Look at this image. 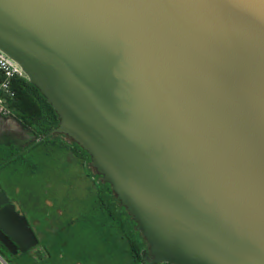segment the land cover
Instances as JSON below:
<instances>
[{"label":"water","instance_id":"1","mask_svg":"<svg viewBox=\"0 0 264 264\" xmlns=\"http://www.w3.org/2000/svg\"><path fill=\"white\" fill-rule=\"evenodd\" d=\"M0 50L92 155L148 264H264V0H0ZM0 240L38 245L15 203Z\"/></svg>","mask_w":264,"mask_h":264},{"label":"rangeland","instance_id":"2","mask_svg":"<svg viewBox=\"0 0 264 264\" xmlns=\"http://www.w3.org/2000/svg\"><path fill=\"white\" fill-rule=\"evenodd\" d=\"M34 139V133L15 117L0 115V183L38 237L37 248L17 261L135 264L128 240L135 241L142 253L144 241L131 222L122 224L126 217L118 214L119 207L95 164L83 163L71 153L67 145L74 144L64 137L40 143L12 159Z\"/></svg>","mask_w":264,"mask_h":264},{"label":"trees","instance_id":"3","mask_svg":"<svg viewBox=\"0 0 264 264\" xmlns=\"http://www.w3.org/2000/svg\"><path fill=\"white\" fill-rule=\"evenodd\" d=\"M1 79L2 76L0 74V80ZM13 88L16 92V98L11 103L12 114L9 116L15 117L24 129L31 130L35 135V139L34 142L28 147L13 155L12 159L19 157L25 151L40 143L46 142L48 140H54L58 137H64L69 139L72 145L74 144V146H70V144H68L69 141L67 143V147H69L68 149L71 151V153L74 155L77 154V156H79L78 158H81L80 160H82L83 163L89 164L90 166L93 164L92 155L74 138L67 134L53 133V131L60 125L61 117L53 104L35 84L31 83L30 80L26 81L15 79L13 80ZM99 175L101 181L108 185V191H110V193L113 195V198L119 207L118 214H122L124 217H126L123 219L122 224H126L125 220L131 222V224L134 225L131 226L133 230L137 231L144 241L145 247L144 252L142 253L135 241L129 238L128 241L133 252V261L135 264H148L152 259L148 240L142 234V231L138 229V222L134 219V216L118 199L116 192L113 190V186L109 182L105 181L102 174ZM118 218L120 219L119 216Z\"/></svg>","mask_w":264,"mask_h":264},{"label":"built area","instance_id":"4","mask_svg":"<svg viewBox=\"0 0 264 264\" xmlns=\"http://www.w3.org/2000/svg\"><path fill=\"white\" fill-rule=\"evenodd\" d=\"M0 115L9 116L12 114L11 103L16 98L13 88V80H29L24 68L2 50H0Z\"/></svg>","mask_w":264,"mask_h":264},{"label":"flooded vegetation","instance_id":"5","mask_svg":"<svg viewBox=\"0 0 264 264\" xmlns=\"http://www.w3.org/2000/svg\"><path fill=\"white\" fill-rule=\"evenodd\" d=\"M0 188L3 190V192H5V193L7 194L8 198H9V200L7 201V203L1 205L0 209H2L4 206H6V205H8V204H10V203H15V201L12 200V199L10 198L8 192L4 189V187L1 185V183H0ZM15 204H16V203H15ZM17 208H18V212H19L21 215H23V216L26 217V215L23 213V211H22L21 209H19L18 206H17ZM26 218H27V217H26ZM27 220H28V219H27ZM28 222H29V220H28ZM29 225L31 226L30 222H29ZM31 227H32V226H31ZM24 240H26V238H25ZM36 248H37V246H36L35 248H32L30 251L25 252V253H31V252H33ZM23 254H24V253L21 252V251H19V250H18V252H17L16 254H13V253L9 250V248H8L7 246H5V244L0 240V264L3 263L2 261H5V262H7V263L14 261L15 263H17V262H16V261H17V258L20 257V256L23 255ZM8 261H9V262H8Z\"/></svg>","mask_w":264,"mask_h":264},{"label":"crops","instance_id":"6","mask_svg":"<svg viewBox=\"0 0 264 264\" xmlns=\"http://www.w3.org/2000/svg\"><path fill=\"white\" fill-rule=\"evenodd\" d=\"M17 263L16 264H22L21 262H19V261H16Z\"/></svg>","mask_w":264,"mask_h":264}]
</instances>
